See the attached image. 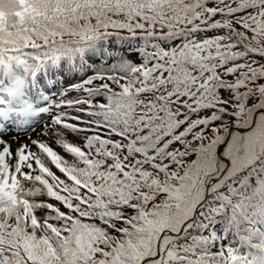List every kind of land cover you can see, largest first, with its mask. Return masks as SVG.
Returning a JSON list of instances; mask_svg holds the SVG:
<instances>
[{"label":"snow or ice","instance_id":"6c2138e0","mask_svg":"<svg viewBox=\"0 0 264 264\" xmlns=\"http://www.w3.org/2000/svg\"><path fill=\"white\" fill-rule=\"evenodd\" d=\"M0 264H264V0H0Z\"/></svg>","mask_w":264,"mask_h":264}]
</instances>
